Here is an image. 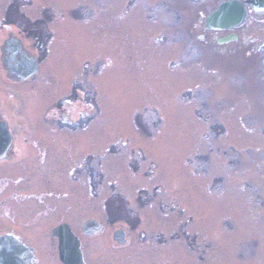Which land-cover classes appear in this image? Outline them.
<instances>
[{
	"label": "rangeland",
	"instance_id": "obj_1",
	"mask_svg": "<svg viewBox=\"0 0 264 264\" xmlns=\"http://www.w3.org/2000/svg\"><path fill=\"white\" fill-rule=\"evenodd\" d=\"M223 1L0 0L41 34L24 85L74 95V224L129 220L92 264H264V61L249 21L224 44L205 28Z\"/></svg>",
	"mask_w": 264,
	"mask_h": 264
},
{
	"label": "flooded vegetation",
	"instance_id": "obj_2",
	"mask_svg": "<svg viewBox=\"0 0 264 264\" xmlns=\"http://www.w3.org/2000/svg\"><path fill=\"white\" fill-rule=\"evenodd\" d=\"M252 1L246 5L247 36L252 45L260 42L257 48L264 61V6L256 8ZM244 24L234 31L243 29ZM19 25L11 13H6L0 24V240L7 241L0 247V264H65L60 236L78 238L84 263L92 264L89 251L95 249L94 239L103 235L106 227L113 228L109 243H127L126 231L120 228L127 220L112 214L106 215L105 224L91 218L74 224V157L68 160L71 145L67 143L72 134L62 133L74 132V117L70 116L74 95L61 97L46 108V98L35 88L37 84L24 85L40 78L35 50L41 34L36 39L30 37L25 33L28 28ZM26 38L32 41L30 48L24 44ZM65 170L64 179L69 176L70 185L63 179ZM6 257L12 262H6Z\"/></svg>",
	"mask_w": 264,
	"mask_h": 264
},
{
	"label": "water",
	"instance_id": "obj_3",
	"mask_svg": "<svg viewBox=\"0 0 264 264\" xmlns=\"http://www.w3.org/2000/svg\"><path fill=\"white\" fill-rule=\"evenodd\" d=\"M250 0L244 3L240 0H227L219 4L217 9L212 11L206 19L205 28L211 31H232L235 28L245 23L247 17L246 5ZM253 5L258 8L264 6V0H253ZM236 38L235 33H230L227 36L218 40L219 44L228 43ZM37 67H33L32 71L36 72ZM95 225L96 232L99 231L97 223ZM61 241V259L65 264H85L82 251L80 249V241L74 236H60ZM7 245L6 240H0V247ZM2 254L0 253V256ZM6 262H12L10 257L4 258Z\"/></svg>",
	"mask_w": 264,
	"mask_h": 264
},
{
	"label": "trees",
	"instance_id": "obj_4",
	"mask_svg": "<svg viewBox=\"0 0 264 264\" xmlns=\"http://www.w3.org/2000/svg\"><path fill=\"white\" fill-rule=\"evenodd\" d=\"M40 35H38L37 37H39ZM127 222H129V220L127 221ZM130 223H132L131 225H132V228L133 227H135V223H133V222H130Z\"/></svg>",
	"mask_w": 264,
	"mask_h": 264
}]
</instances>
